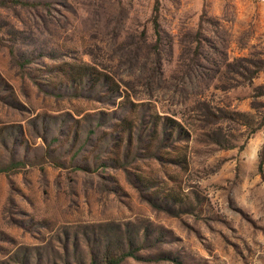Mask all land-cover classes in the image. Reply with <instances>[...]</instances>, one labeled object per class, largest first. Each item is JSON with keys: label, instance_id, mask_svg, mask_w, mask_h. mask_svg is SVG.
Returning a JSON list of instances; mask_svg holds the SVG:
<instances>
[{"label": "rangeland", "instance_id": "rangeland-1", "mask_svg": "<svg viewBox=\"0 0 264 264\" xmlns=\"http://www.w3.org/2000/svg\"><path fill=\"white\" fill-rule=\"evenodd\" d=\"M13 1L0 166L22 164L0 172V264H100L121 247L120 264H264V5ZM83 64L118 88L72 82Z\"/></svg>", "mask_w": 264, "mask_h": 264}, {"label": "trees", "instance_id": "trees-1", "mask_svg": "<svg viewBox=\"0 0 264 264\" xmlns=\"http://www.w3.org/2000/svg\"><path fill=\"white\" fill-rule=\"evenodd\" d=\"M13 3L16 5L15 7H18L21 9L27 8L32 5V4L17 1V0H14ZM6 8H8L6 5H3V4L0 5V9H6ZM156 12L157 11L155 8L154 9L155 14H154L152 22H153L154 31L156 35H158V22H157ZM70 77H71L72 82H75L79 85L85 82H91L92 86H96L99 83H108L109 84L108 88L111 93H113L115 89L118 88L117 84L113 82L109 76L104 75L100 72H97L96 70H94L93 67L86 65V64H83L77 69L73 68L71 71ZM151 122H152L151 126L154 128L158 127L159 125H162L163 127L169 126L171 127V129L176 130L179 133L183 131V128L179 121L168 118V117H157V118L152 119ZM21 164L22 163L19 161L17 162L11 161L9 164L1 165L0 172H8L16 167H19ZM116 251L119 253V256L109 257V255L105 254L100 264H120L125 257L131 255L128 252L124 253L122 247L117 249ZM90 264H99V263L91 262Z\"/></svg>", "mask_w": 264, "mask_h": 264}, {"label": "built area", "instance_id": "built-area-1", "mask_svg": "<svg viewBox=\"0 0 264 264\" xmlns=\"http://www.w3.org/2000/svg\"><path fill=\"white\" fill-rule=\"evenodd\" d=\"M249 1L264 5V0H249Z\"/></svg>", "mask_w": 264, "mask_h": 264}, {"label": "crops", "instance_id": "crops-1", "mask_svg": "<svg viewBox=\"0 0 264 264\" xmlns=\"http://www.w3.org/2000/svg\"><path fill=\"white\" fill-rule=\"evenodd\" d=\"M262 5V4H261Z\"/></svg>", "mask_w": 264, "mask_h": 264}]
</instances>
